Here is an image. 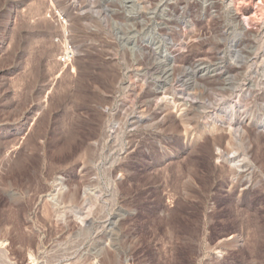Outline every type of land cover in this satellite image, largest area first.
Wrapping results in <instances>:
<instances>
[{"label":"rangeland","instance_id":"374dc122","mask_svg":"<svg viewBox=\"0 0 264 264\" xmlns=\"http://www.w3.org/2000/svg\"><path fill=\"white\" fill-rule=\"evenodd\" d=\"M31 257L264 264V0H0V264Z\"/></svg>","mask_w":264,"mask_h":264},{"label":"built area","instance_id":"2783aa9c","mask_svg":"<svg viewBox=\"0 0 264 264\" xmlns=\"http://www.w3.org/2000/svg\"><path fill=\"white\" fill-rule=\"evenodd\" d=\"M63 53L59 56V62L62 65H70L72 61L75 59V50L74 48L69 44L65 43Z\"/></svg>","mask_w":264,"mask_h":264},{"label":"bare ground","instance_id":"6f19581e","mask_svg":"<svg viewBox=\"0 0 264 264\" xmlns=\"http://www.w3.org/2000/svg\"><path fill=\"white\" fill-rule=\"evenodd\" d=\"M4 254L6 256V252L4 251ZM7 257V256H6ZM27 264H35V259L34 258H29V262Z\"/></svg>","mask_w":264,"mask_h":264}]
</instances>
